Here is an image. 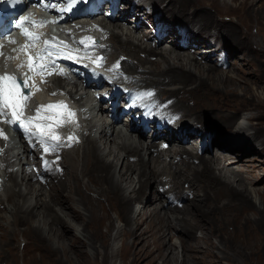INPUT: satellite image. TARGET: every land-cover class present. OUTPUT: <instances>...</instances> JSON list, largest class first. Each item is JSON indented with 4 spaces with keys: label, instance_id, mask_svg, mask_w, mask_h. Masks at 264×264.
I'll list each match as a JSON object with an SVG mask.
<instances>
[{
    "label": "bare ground",
    "instance_id": "1",
    "mask_svg": "<svg viewBox=\"0 0 264 264\" xmlns=\"http://www.w3.org/2000/svg\"><path fill=\"white\" fill-rule=\"evenodd\" d=\"M56 1L76 4L75 0ZM140 1L135 4V1L120 0V11L110 18L98 17L96 13L100 8H88L94 0L80 2L72 18L80 10L82 17L71 24L87 32L95 25L103 33L98 57H107L109 65L117 66L114 68L120 71L118 77L133 93L145 91V98L149 96L152 108L158 110L157 120L150 124L149 133H140L126 124L123 128L120 123L96 117L95 107L89 101L85 105L90 117L84 127L88 134L81 133L82 140L77 145L60 154L59 160L39 173V179L45 181L39 183L31 181L32 173L25 179L19 166L20 157L26 151L24 145L37 141H25V136L17 132L19 141L6 146L0 155V204L4 209L0 214L1 261L6 259L8 264H16L15 245L21 243L27 244L22 252L25 264H112L115 256L121 260L120 264H156L157 259L161 264L173 261V264H264V186L250 188L249 182L255 184L259 177L231 165L236 161L229 160L231 149L217 139L211 142L216 148L213 145L210 148L206 134L202 133L212 122L217 124L214 128L229 130L234 138H237L234 132L241 133L243 144L252 147L249 149L254 154L241 160L246 166L256 161L255 152L264 151L262 116L252 106L243 105L251 100L260 101L253 89L260 88L264 94V36L258 39L245 33L243 41L234 42L230 37L231 27L225 25V21L214 25L209 18L224 9L232 10L239 14L235 21L239 26L255 21L258 29L264 30V0H239L233 6L231 3L235 0H186L184 5L166 0L158 9L170 23L182 17L190 25H197L195 34L190 35L189 40L194 41L191 45L174 39L175 28L167 29L171 37L169 48H161L165 35L152 38L138 26L133 28L124 21L123 15L131 9L143 11V5L153 9L163 0ZM199 1H207L214 11L208 12ZM127 4L129 8L125 11ZM198 10L206 12V17L205 14L204 18L197 17ZM153 11L157 13L156 9ZM122 24L130 31H124ZM91 35L88 33L87 38ZM208 37L232 42L239 52L246 53L243 66L239 67L241 64L237 61L229 65L228 58L225 71L218 69L221 65L216 59L213 64H202L197 57L210 62L216 52ZM201 42L210 53H199L201 50L197 48ZM91 50L97 53L98 48ZM140 67L143 70H139ZM150 74L156 77L150 79ZM172 83L176 86L166 87ZM83 84L88 94L97 88L91 82ZM56 86L60 88L61 83ZM111 86L104 84L109 95H114L115 88ZM49 93L44 94L46 98ZM178 96L180 99H175ZM215 96L218 101L209 100ZM119 99L132 101L126 95H120ZM189 99L193 101L191 106L186 103ZM104 100L101 98L100 103ZM242 106L250 111L242 116L248 125L240 122L234 126L237 123L235 111ZM177 111L182 114L179 131L172 127ZM97 112L108 114V105L102 104ZM258 119L260 121L253 122ZM193 123H200L202 129L193 128ZM191 136L192 141H196L192 142L194 150L181 141H189ZM161 142L163 148H160ZM0 144H6L3 137ZM200 146L207 154L198 155ZM75 148L79 152L70 155ZM192 158L198 159L197 165L190 161ZM34 163L37 165L38 159ZM14 166L18 167L16 173L10 169ZM180 179L188 186L180 184ZM167 184L169 188L165 189ZM45 185H49V189H44ZM256 190H260L257 192L259 205L251 198ZM45 192L47 195L43 198ZM187 192L191 193V198ZM174 201H185L187 205L180 210L178 202ZM136 203L141 206L134 209ZM230 206L233 209L238 206V212L227 209ZM213 211L228 215L230 219L226 221L233 225L230 231L225 230L222 220L216 224L211 219ZM116 218L121 225L116 226ZM101 224L106 228L104 232ZM196 230L200 231L199 236L195 235ZM173 231L180 232L179 244L186 251L180 260L175 242L163 246ZM17 236L23 237L17 241ZM117 238L122 242L119 249L113 250L110 241Z\"/></svg>",
    "mask_w": 264,
    "mask_h": 264
},
{
    "label": "rangeland",
    "instance_id": "2",
    "mask_svg": "<svg viewBox=\"0 0 264 264\" xmlns=\"http://www.w3.org/2000/svg\"><path fill=\"white\" fill-rule=\"evenodd\" d=\"M131 1H135L134 3L136 4H138V3H140L141 1L140 0H131ZM138 1V2H137ZM143 1V0H142ZM168 1V0H167ZM167 1L166 0H163L162 2H160V4H159V6H153V9H156V11H157V13H155L156 15H157V19L159 20V21H161L162 22V24H164V25H167V29L168 30H170L171 28H175V29H177L178 27H182V29H184L185 30V33H184V37L186 38V41H188V42H185V43H188L189 45H191L194 41L192 40H189L190 38H191V36L190 35H194L195 34V31H196V29H197V25L196 26H192V25H190L185 19H182V17H176V18H174L175 19V21H174V23H173V21L170 23V21H168L166 18H165V15L164 14H162L160 11H159V7L160 6H163V5H165L166 3H167ZM177 4H185L186 3V0H174ZM181 1H183L182 3H181ZM200 2V4H202L203 5V8H208V12H213L214 11V8L211 6V4H209V3H207V1L206 2H204V1H199ZM239 2V0H235L233 3H231L230 1H229V3H231L232 4V6L233 5H236L237 3ZM84 6H86V5H84ZM83 6V7H84ZM144 7L142 8V9H144L145 11H146V9L147 8H145V6H148V5H143ZM129 7V5L127 4V7L126 8H128ZM82 8V7H81ZM88 8H92V7H88ZM151 9V8H150ZM95 10V9H94ZM138 10V9H137ZM143 10V11H144ZM142 11V10H141ZM199 11V10H198ZM199 12H201V14H199ZM198 13H197V17H199V18H204V17H206V15H207V13L206 12H204V11H199ZM82 11L80 10V12L76 15V16H74L73 18H71V21L73 22L74 20H77L78 18H81L82 17ZM218 13V12H217ZM233 13H235V14H233ZM103 13H102V11H101V9L99 10V12L98 13H96V15L98 16V17H103V16H105L104 14L102 15ZM203 14V15H202ZM204 14H205V16H204ZM126 16V18H124V21H126V23L127 24H131L132 25V22H130V19L132 18V19H134V18H136V17H132L131 16V18H128L127 17V15H131V14H125ZM239 14L238 13H236V12H234V11H232V10H227V9H224L223 11H220L218 14H214V16H209V18H211V21L213 22V24L214 25H216V24H218V23H220V22H222V21H225V25H228L229 27H231V31L233 32L231 35H230V37H232V39L234 40V42L236 41V40H240V41H243L246 37H245V33H250V34H253L254 36H257V38L259 39V38H261V37H263L264 36V30H259L258 29V26H257V23L255 22V21H251L250 23L248 22L247 24H245V25H238L235 21H237L238 20V16ZM204 16V17H203ZM246 16V15H245ZM237 17V18H236ZM107 18H110V17H107ZM150 18H152V17H150ZM128 19H129V22H128ZM109 21V20H108ZM220 21V22H219ZM121 22H123V21H121ZM167 23V24H166ZM241 23H243V22H241ZM252 23V24H251ZM252 25V27H251V25ZM213 25V26H214ZM122 26H123V28L125 29H123L124 31H130V29L129 30H127V28L125 27V24H122ZM131 27H133V26H131ZM233 27V28H232ZM138 28L139 29H141L142 30V32L144 33V34H147V35H149V36H152V38H155L154 37V35L151 33V31H149V29H147V26H146V24H144V22H141V24H139L138 25ZM193 28V29H192ZM191 30V32H190V34L188 33V31H190ZM245 30L247 31V32H245ZM237 32V33H236ZM240 32V33H239ZM235 33V34H234ZM212 34H213V31H211V36H212ZM136 35H138V33H136ZM166 35L168 36V37H166ZM165 36H164V38H163V40H161V48H165V47H170V46H168L169 45V42H170V40H171V37H170V34L168 33V31H167V34H166ZM176 35V33H174V36ZM242 36H243V38H242ZM260 36V37H259ZM124 37V36H123ZM176 38H178V39H180L177 35L175 36ZM165 38L167 39L166 41H165ZM214 39L215 38H211V37H208L207 38V41H209V42H213L214 41ZM216 41H218V43L221 45V47L223 48V50L227 53V58H228V61H229V65L230 64H234L235 65V61H237L238 62V64H241L242 62H244L245 61V58H244V56H246V53H241V51L239 52V50H237L238 48L232 43V42H229V41H222V40H220V39H215ZM190 41V42H189ZM205 42V43H207L208 44V42ZM145 42H147V43H150V42H148V41H145ZM205 43H199V46H198V48L197 49H204V48H206L205 46L204 47H202ZM163 44V45H162ZM159 45H160V41H159ZM210 45V44H209ZM253 47H255V44H253ZM199 53H202V50H201V52H199ZM231 55V56H230ZM157 56V55H156ZM215 56H217L216 54H213L212 56H211V61L210 62H208V61H202V59L200 58V56L199 57H197V59L202 63V64H207V63H211V64H213V63H215V59H216V57ZM158 57V56H157ZM230 57V58H229ZM237 57H239L238 59H237ZM237 59V60H236ZM156 60L157 61H159V57L158 58H156ZM232 60H234V61H232ZM133 61V60H132ZM231 61V62H230ZM134 62V61H133ZM234 62V63H233ZM146 66H148V64H145ZM161 65H163V64H161ZM243 65L241 64V65H239V67H242ZM218 69H222L220 66L218 67ZM139 70H143V67H140L139 68ZM222 70H224V69H222ZM226 70V69H225ZM224 70V71H225ZM151 76L149 77L150 79H154L156 76H153L152 74H150ZM144 77H147V75H145ZM149 78H147V79H149ZM173 85V86H172ZM172 86V87H171ZM176 85H174L173 83L172 84H169V85H166V87H168V88H173V87H175ZM165 87V89H168V88H166ZM252 91H254L255 93H257L258 94V97H259V102L257 101V99L256 100H251L250 102H247V103H245V104H243V105H245V106H252L253 107V109L254 110H256V113H258V114H261V116H262V124H263V126H264V94L262 93V89H260V88H258V90H252ZM237 94H239V93H237ZM166 95H168V94H166ZM44 96V98H46L45 97V95H43ZM175 98V97H174ZM175 99H180V96H178V98H175ZM106 100L107 99H105L104 101H103V104L105 103V104H107L106 103ZM209 100H211V101H218V99L216 98V96L215 97H213V98H211V99H209ZM193 103V101L191 100V99H189V100H187L186 101V103L187 104H189L190 106L192 105V103ZM257 102H258V104H257ZM261 103V104H260ZM245 106H242V107H240V109H238V110H236L235 112V117H236V124L234 125V126H237L240 122H242L243 124H245V125H248V121L247 120H243L242 119V116L244 115V114H250V111H247V109L245 108ZM255 106H257V107H255ZM244 108V109H243ZM253 110V111H254ZM252 111V110H251ZM242 119V120H241ZM239 120V121H238ZM257 121H260L259 119L258 120H255V121H253V122H257ZM191 122V121H190ZM212 123H215V122H212ZM212 123H208L207 125H209L207 128H206V130L205 131H202V133L203 134H206V139H208L209 140V147L210 148H212V145L214 146V148H216L215 147V145L214 144H211V142L214 140V139H217V141H219V142H223V145L224 146H226V147H228V148H230L231 149V151L232 152H230L229 153V155H230V158H229V160L231 159V160H233V159H235L236 161L234 162V160H233V162H231V165H233V166H238L240 169H242V170H248V171H250L255 177H259L258 179H259V182H257V180H256V182H255V184L254 183H250L249 182V186H250V188L251 187H253V188H263V186H264V151H262L261 153H259L258 154V152H255V153H257V154H255V157H256V161H254L252 164H250L249 166H246L245 164H246V162L244 163V161H241L242 159H244V158H246V157H252V156H254V154L253 153H251V151H250V149H252V147H249V145L248 144H243V142H244V140H242L243 138L241 137L240 138V136H241V133H235L234 132V134L237 136V138H234V136L232 135V134H230V131L229 130H220L218 127L217 128H214V126H217V124L215 125V124H212ZM192 126H193V128H197V129H202L201 128V125H200V123H193V124H191ZM213 125V126H212ZM191 128V127H190ZM233 129H234V127H233ZM251 130V129H250ZM205 132V133H204ZM148 133H149V130H148ZM148 135V134H147ZM240 138V139H239ZM191 139V140H190ZM192 139H193V136H191L190 138H189V141L187 140H185V142H184V144L185 145H187L188 147H191L193 150H194V145H192V142H195L196 143V141H192ZM158 140L159 139H157L156 141H155V143H157L158 142ZM191 141V142H190ZM190 142V143H189ZM187 143V144H186ZM82 146V145H81ZM81 146H79V147H77L78 149H79V151H80V148H81ZM245 146V147H244ZM244 147V148H243ZM77 148H75V152L74 151H72V153L70 154V155H74L75 156V153L76 152H79L78 151V149ZM213 148V149H214ZM250 148V149H249ZM77 149V150H76ZM197 152H198V150H197ZM204 153L205 154H207L205 151H204ZM240 153V154H239ZM65 154V153H64ZM231 154H232V158H231ZM238 154V155H237ZM164 158V157H163ZM162 158V159H163ZM194 159H196V158H192V159H190V161H193L194 162ZM239 159V160H238ZM198 160V159H197ZM190 163H192V162H190ZM238 163H240V164H238ZM193 164H195V165H197L195 162L193 163ZM254 164H256V165H254ZM64 168H65V166H64ZM68 168V167H67ZM66 168V169H67ZM65 169V170H66ZM68 170V169H67ZM251 170H253V171H251ZM0 172H1V170H0ZM24 177V176H23ZM64 177V176H63ZM68 178V176L66 177V179ZM66 179H65V181H66ZM21 181V180H20ZM23 181H25V179L23 180ZM184 181V179H180V184H184V186H188V183L187 182H183ZM54 183H57L55 180H54ZM168 186H169V184H167ZM257 185V186H256ZM49 185H45V188L44 189H49V187H48ZM255 186V187H254ZM21 187H22V185H21ZM248 187V186H247ZM16 188H18V186L16 187ZM23 188V187H22ZM166 189V188H165ZM242 191H240V193L242 194V192H244V190L243 189H241ZM258 191H260V190H256V191H254L253 192V194H252V196H251V198H252V201H254L255 202V204H257V205H259V197H257L258 195H257V192ZM46 193V192H45ZM187 194H188V196L190 195L191 196V193H189V192H187ZM46 195H47V193L45 194V196H43V198L44 197H46ZM256 196V197H255ZM255 199H254V198ZM191 198V197H190ZM49 198H48V196H47V198H46V200H48ZM102 204L105 206V207H107L106 206V204L104 203V202H102ZM4 205V204H3ZM177 206L175 203H173V206ZM185 205H187V203L185 202V201H182V207H180L179 205L177 206L178 207V209H180V210H183L182 208H184L183 206H185ZM141 206V203H136L135 204V206H134V209H136V208H139ZM2 208V204H0V214L3 212V208ZM227 209H233V208H231V206L229 207V208H227ZM233 211L234 212H238V206H237V208H234L233 209ZM112 213V216L114 217H116V215H115V213L114 212H111ZM210 215H211V219L212 220H215L216 221V224L217 223H219L221 220L224 222V224H225V230L226 231H230L231 230V227L233 226H231V224L229 223V222H227L230 218L228 217V215H225L223 212H218V211H213V212H211L210 213ZM227 216V217H226ZM226 218H228V219H226ZM227 220V221H226ZM232 220H233V222L235 221L234 220V217L232 218ZM236 222V221H235ZM122 224V222L120 221V220H118L117 218H116V226L117 225H121ZM237 224V223H236ZM102 225V224H101ZM57 226L58 227H60L61 225L60 224H57ZM101 230L104 232L105 230H106V228L104 227V225H102L101 226ZM115 232V231H114ZM114 232H112V234H114ZM195 235L196 236H199L200 235V231L199 230H196V232H195ZM171 237H170V239H169V241H167V240H165L164 241V244H163V246H165V245H167L168 244V242L170 243V242H175L176 243V252L178 253V258H179V260L182 258L181 256H182V253H186V251L184 250V249H182V247H181V245L179 244V237H180V232L179 231H173L172 232V234L170 235ZM20 237H23V236H17V241H19V238ZM121 242H122V240H121V238L119 239V238H117V239H115L114 241H110V243H111V247L113 248V250H116V248L117 249H119L120 248V245H121ZM17 244V243H16ZM27 244H22L21 245V243H19L18 244V246L16 247V245H15V258H16V264H25V262L24 261H22V258L24 257V256H22V252L23 251H25L24 250V248H25V246H26ZM18 248V249H17ZM160 249H161V246L159 247ZM1 249V248H0ZM20 249V250H19ZM18 253V254H17ZM20 256V257H19ZM119 257L118 256H115V257H113L111 260V263L112 264H120L121 263V260L119 259ZM174 262V261H173ZM173 262H172V264H173ZM226 262V261H225ZM0 264H8V262H7V260L6 259H3L2 261L0 260ZM10 264H12L11 262H10ZM156 264H161V260L160 259H157V262H156ZM228 264H231V263H228Z\"/></svg>",
    "mask_w": 264,
    "mask_h": 264
},
{
    "label": "snow or ice",
    "instance_id": "3",
    "mask_svg": "<svg viewBox=\"0 0 264 264\" xmlns=\"http://www.w3.org/2000/svg\"><path fill=\"white\" fill-rule=\"evenodd\" d=\"M74 2V0H72ZM28 20V17H24L21 21V24H18L17 27H22L23 21ZM58 21H47V20H41V21H33V23H39L41 25L46 24V23H56ZM23 34L29 38L31 41H33V45L35 46V42L40 39L38 34L29 32L27 29H23ZM53 40L56 38L53 37ZM91 40V38H87ZM10 42H15V41H10ZM64 43V42H60ZM51 44V41L45 40L44 45L45 47L41 49V53L49 54L48 52V47ZM22 49H25L28 47V45H22ZM59 51V49H58ZM2 55V53H0ZM39 59H43V55L38 54ZM102 59V58H101ZM49 63H53L50 61ZM18 68L24 67L23 64L17 65ZM46 67V65L44 66ZM117 67V66H114ZM28 71L29 72H37V73H43L44 69L43 67H36V65L33 64V57L29 56L28 57ZM48 75H51L52 73H47ZM60 74H63V70H60ZM27 75V74H25ZM28 79H31L29 76ZM42 83L46 82L43 78L41 80ZM25 87H27V81H25ZM37 91H40L39 87L36 88ZM56 93H53L55 95ZM32 98V93L29 92L27 95L23 93L21 88L18 85L17 78L14 75H10L7 73L0 74V116H9V119H7L5 122L9 124H15L18 123L21 128L24 130L28 131L32 135H38L41 143L46 142V133L44 132V129L51 128L52 125H44L40 123H36L34 126L36 129H39V134L36 132H33V122L38 120V119H52L51 117H41L40 112L42 109H47V110H52V109H67V105L63 102L60 101L57 104H47V105H38L37 108L35 109L36 111V116H24L25 109L28 106V101L31 100ZM68 115L70 117H74V113H72L70 110H68ZM0 137L7 138L4 134V131L0 129ZM52 141H59V136L52 135L51 136ZM69 140H74V136H69ZM58 144H53L51 147V150H55L56 147H58ZM49 148H45V151H49Z\"/></svg>",
    "mask_w": 264,
    "mask_h": 264
}]
</instances>
